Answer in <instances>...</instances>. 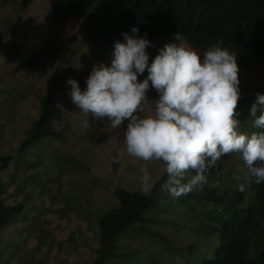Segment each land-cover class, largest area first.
Here are the masks:
<instances>
[{"label":"trees","instance_id":"1","mask_svg":"<svg viewBox=\"0 0 264 264\" xmlns=\"http://www.w3.org/2000/svg\"><path fill=\"white\" fill-rule=\"evenodd\" d=\"M33 1L0 0V52L15 72L32 67L36 58L35 54L22 55L16 41H5L7 33L22 23L18 16L10 21L3 12L27 7ZM45 1L50 8L46 24L59 25L68 18L87 20L91 37L107 44L104 65L111 62L114 41L123 42L124 32L132 35L133 26L138 28L136 35L166 43L179 33L186 45L201 53L220 42L236 55L238 67H256L263 72L261 83L238 101L237 108L241 131H255L249 112L256 94H264V0ZM39 110L15 153L0 156V170L11 168L9 180H0V233L18 222L32 224L40 209L32 201L44 199L40 190L36 191L38 197L33 196V189V194L27 193L18 202L9 203L4 197L5 186L18 182L40 164L44 157L40 146L50 147L60 138L55 128L62 113L55 99L42 97ZM246 171L238 154L223 156L205 185L176 199L162 188L165 173L147 195L140 189L112 187L116 205L96 218L98 247L91 264H264V183L253 182L241 192L238 185L247 183ZM232 173L238 177L230 180ZM33 178L27 175L22 183L31 179L40 186ZM21 193L19 188L14 195L17 198ZM184 214H190L196 225L182 223ZM17 249L14 245L13 252ZM8 258L0 251V264H15Z\"/></svg>","mask_w":264,"mask_h":264},{"label":"rangeland","instance_id":"2","mask_svg":"<svg viewBox=\"0 0 264 264\" xmlns=\"http://www.w3.org/2000/svg\"><path fill=\"white\" fill-rule=\"evenodd\" d=\"M49 12L45 0L3 12L10 21L18 16L22 23L7 33L5 41H16L21 54H35L36 61L32 67L15 72L13 64L0 52V156L13 155L25 139L39 116L42 97L55 99L62 120L55 128L60 138L50 147L40 146V156L44 155L40 164L22 173L18 182L5 186L4 197L9 203L21 201L32 189L33 196L38 197L36 191L40 190L44 199L32 201L33 206H40L32 224L18 222L0 233V251L15 264H91L98 247L96 218L116 205L111 188L138 190L140 169L147 167L158 180L164 173L163 165L128 156L123 126L113 129L108 122L93 121L71 102V86L66 81L73 78L84 90L92 69L107 60L102 56L107 44L91 37L85 18L46 24ZM149 40L151 61L166 42ZM238 76L242 99L261 83L263 72L256 67H239ZM156 98L157 93L152 90L149 99ZM27 175H34L40 186L31 183V179L22 183ZM10 177L11 168L0 170L1 181ZM236 177L238 174L232 173L229 179ZM19 188L22 193L16 198L14 193ZM191 218L190 214L182 215V223L195 226ZM14 245L18 246L15 252Z\"/></svg>","mask_w":264,"mask_h":264},{"label":"clouds","instance_id":"3","mask_svg":"<svg viewBox=\"0 0 264 264\" xmlns=\"http://www.w3.org/2000/svg\"><path fill=\"white\" fill-rule=\"evenodd\" d=\"M131 33L114 41L110 64L94 67L84 90L77 80L66 81L71 102L93 121L123 126L127 155L161 162L162 188L174 199L205 185L229 154H238L247 169L241 192L253 182L264 183V94H256L249 112L255 131H241L236 55L220 42L198 53L174 33L150 61L152 42L136 35L135 26ZM152 90L158 98L150 100ZM140 172V190L150 194L156 180L147 167Z\"/></svg>","mask_w":264,"mask_h":264}]
</instances>
